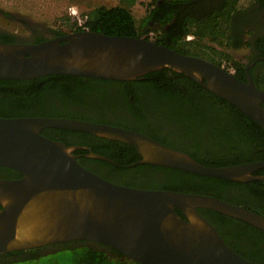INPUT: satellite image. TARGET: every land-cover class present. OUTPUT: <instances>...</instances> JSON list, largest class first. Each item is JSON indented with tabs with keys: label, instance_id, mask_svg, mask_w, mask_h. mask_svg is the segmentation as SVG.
<instances>
[{
	"label": "water",
	"instance_id": "water-1",
	"mask_svg": "<svg viewBox=\"0 0 264 264\" xmlns=\"http://www.w3.org/2000/svg\"><path fill=\"white\" fill-rule=\"evenodd\" d=\"M171 69L225 100L264 130V90L221 66L141 38L79 31L46 41L0 43V80L77 76L135 81ZM46 129L89 134L134 147L140 160L204 177L264 182L254 172L264 161L212 168L144 134L89 121L0 118V254L71 242L100 244L137 264H253L232 251L199 213L211 210L264 232V217L242 206L199 194L122 186L85 169L80 147L42 135ZM86 158L114 163L89 152ZM178 210L182 217L176 212Z\"/></svg>",
	"mask_w": 264,
	"mask_h": 264
},
{
	"label": "trees",
	"instance_id": "trees-1",
	"mask_svg": "<svg viewBox=\"0 0 264 264\" xmlns=\"http://www.w3.org/2000/svg\"><path fill=\"white\" fill-rule=\"evenodd\" d=\"M134 2L121 0L116 7L97 8L95 17L86 20V30L145 40L153 32V41L159 45L183 55L194 51L218 66H232L234 76L242 82H246L247 71L255 86L264 90V0H154L139 22L130 9ZM5 16L19 21L26 36L0 30L1 44H36L82 31L73 27L75 22L66 33ZM188 36L192 39L186 40ZM241 49L248 52L245 63L234 61L226 52ZM24 117L77 119L133 130L212 168L264 161L262 128L230 103L171 69L150 72L135 81L63 75L0 80V118ZM42 135L66 146L88 148L74 154L93 152L111 159L114 163L82 156L78 162L112 183L212 196L264 217V182L237 183L154 165L129 167L141 159L130 145L59 129H46ZM253 175L264 176V168ZM0 177L16 179L20 175L0 168ZM199 212L232 251L253 264H264V232L211 210ZM60 249L75 255L85 252L77 257L78 264H137L112 248L86 242L0 254V264L46 257ZM22 255L25 257L17 260Z\"/></svg>",
	"mask_w": 264,
	"mask_h": 264
},
{
	"label": "rangeland",
	"instance_id": "rangeland-1",
	"mask_svg": "<svg viewBox=\"0 0 264 264\" xmlns=\"http://www.w3.org/2000/svg\"><path fill=\"white\" fill-rule=\"evenodd\" d=\"M153 2L154 0H135L130 9L136 22H139L145 16L146 12L152 7ZM120 3L121 0H0V30L12 32L19 36H26V32L20 22L5 16L6 13L46 28L61 29L69 33L68 26L74 24V18L71 15L72 10L77 12L84 20H87L95 17L97 8H112L120 5ZM73 27L77 26L74 24ZM226 52L229 53L234 61L246 62L245 56L248 54L246 49L226 50ZM189 53V56L195 57L197 55L201 58V54L194 51ZM85 255L86 253L81 251H78V254L75 255L72 251L60 249L50 254V256L30 261L11 262L9 264H78L77 257ZM24 257L23 255L19 256L17 260H21Z\"/></svg>",
	"mask_w": 264,
	"mask_h": 264
},
{
	"label": "built area",
	"instance_id": "built-area-1",
	"mask_svg": "<svg viewBox=\"0 0 264 264\" xmlns=\"http://www.w3.org/2000/svg\"><path fill=\"white\" fill-rule=\"evenodd\" d=\"M71 15L74 18V22L76 23L77 28L81 29L82 31H86V26H85L86 20H84V18L79 16L77 14V12H75L73 10L71 11ZM154 36H155V34L153 32L148 33L149 40L153 41ZM191 39H192L191 36H188L186 38V40H191ZM221 67L224 70H226L228 73H230L231 75H235V69L232 66H230V65H228L226 63H222Z\"/></svg>",
	"mask_w": 264,
	"mask_h": 264
},
{
	"label": "flooded vegetation",
	"instance_id": "flooded-vegetation-1",
	"mask_svg": "<svg viewBox=\"0 0 264 264\" xmlns=\"http://www.w3.org/2000/svg\"><path fill=\"white\" fill-rule=\"evenodd\" d=\"M249 75V73L246 71L245 72V79H246V81H247V76ZM250 76V75H249ZM250 78H251V76H250ZM251 80H252V78H251ZM253 81V80H252ZM254 83V82H253ZM255 85V84H254ZM76 147H80L79 149H85V150H88V148L87 147H85V146H76ZM78 150V149H77ZM76 155H78V156H80L79 158H81L82 156H84L85 157V155H79V154H76ZM78 158V159H79ZM78 159H77V161H78ZM85 169H87V168H85ZM88 170V169H87ZM90 171V170H89ZM92 172V171H91ZM94 173V172H93ZM0 179H8V178H1L0 177ZM200 214H201V212H199ZM2 256H4V255H2Z\"/></svg>",
	"mask_w": 264,
	"mask_h": 264
}]
</instances>
